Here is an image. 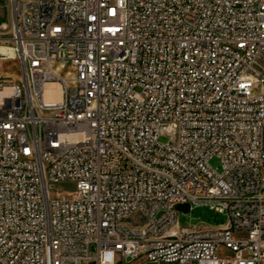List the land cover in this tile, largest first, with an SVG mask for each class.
Segmentation results:
<instances>
[{
	"label": "built area",
	"instance_id": "1",
	"mask_svg": "<svg viewBox=\"0 0 264 264\" xmlns=\"http://www.w3.org/2000/svg\"><path fill=\"white\" fill-rule=\"evenodd\" d=\"M12 3L0 264H264V0Z\"/></svg>",
	"mask_w": 264,
	"mask_h": 264
},
{
	"label": "rangeland",
	"instance_id": "2",
	"mask_svg": "<svg viewBox=\"0 0 264 264\" xmlns=\"http://www.w3.org/2000/svg\"><path fill=\"white\" fill-rule=\"evenodd\" d=\"M12 12V0H0V37L2 38L8 39L12 37L14 22ZM2 66L11 78L19 79L18 77L21 75V63L19 60L4 61L2 62ZM68 70H71L69 65L61 70V75H66ZM214 164H217L216 160ZM59 187L65 192H71L74 190L75 184L72 182L60 183ZM224 219L225 217L223 215L216 214L205 206L197 207L188 213H180L182 224L213 226Z\"/></svg>",
	"mask_w": 264,
	"mask_h": 264
},
{
	"label": "water",
	"instance_id": "3",
	"mask_svg": "<svg viewBox=\"0 0 264 264\" xmlns=\"http://www.w3.org/2000/svg\"><path fill=\"white\" fill-rule=\"evenodd\" d=\"M178 208L183 210V211H188L189 210V204L188 203H181L178 205Z\"/></svg>",
	"mask_w": 264,
	"mask_h": 264
},
{
	"label": "bare ground",
	"instance_id": "4",
	"mask_svg": "<svg viewBox=\"0 0 264 264\" xmlns=\"http://www.w3.org/2000/svg\"><path fill=\"white\" fill-rule=\"evenodd\" d=\"M60 92L58 90L54 91V92H49V95L54 97V98H59L60 97Z\"/></svg>",
	"mask_w": 264,
	"mask_h": 264
}]
</instances>
